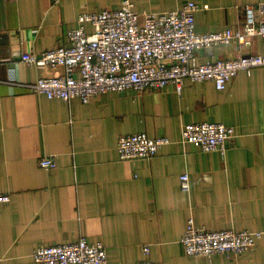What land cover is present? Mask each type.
Listing matches in <instances>:
<instances>
[{
	"label": "crops",
	"instance_id": "1",
	"mask_svg": "<svg viewBox=\"0 0 264 264\" xmlns=\"http://www.w3.org/2000/svg\"><path fill=\"white\" fill-rule=\"evenodd\" d=\"M123 0H0V264H38L40 245L102 243L108 264H264V66L239 72L225 90L184 81L161 90L110 92L89 103L48 99L31 90L63 67L22 60L67 45L83 12L113 10ZM135 10L168 12L195 1L198 33L243 27L246 7L264 0H131ZM264 53L253 38L198 51L200 62ZM235 128L224 150L201 151L180 140L188 123ZM145 132L170 143L150 159L119 158L120 136ZM52 155L57 167L39 165ZM188 173L191 189L180 187ZM207 229L259 233L238 256L190 257L181 239L188 219ZM150 246V254L143 251Z\"/></svg>",
	"mask_w": 264,
	"mask_h": 264
},
{
	"label": "built area",
	"instance_id": "2",
	"mask_svg": "<svg viewBox=\"0 0 264 264\" xmlns=\"http://www.w3.org/2000/svg\"><path fill=\"white\" fill-rule=\"evenodd\" d=\"M195 1L168 12L135 10L131 0H123L113 10L83 12L78 26L67 32L68 44L43 51L25 53L23 62L37 67L64 68L56 77H39L29 85L31 90L48 99L67 102L79 98L84 103L110 92L161 90L174 85L181 91L185 80L212 81L218 90H225L241 71L248 75L264 66V53L239 55L231 59L200 62L198 51L239 42L248 46L253 38L264 39V3L246 7L243 27L198 33ZM235 136V128L223 123H188L181 128L180 140L209 152L224 150ZM171 141L166 136L150 137L145 132L120 136L119 158L124 161L150 159ZM39 165L51 170L57 167L52 155H44ZM183 191L191 189L188 173L180 175ZM11 195L0 191V204L9 203ZM249 230L207 229L188 219L181 244L190 257L212 258L216 255L238 256L255 246L256 236ZM150 254V246L143 247ZM38 264H108V253L102 243H91L81 237L74 243L40 245L32 252ZM136 264H161L146 258Z\"/></svg>",
	"mask_w": 264,
	"mask_h": 264
},
{
	"label": "rangeland",
	"instance_id": "3",
	"mask_svg": "<svg viewBox=\"0 0 264 264\" xmlns=\"http://www.w3.org/2000/svg\"><path fill=\"white\" fill-rule=\"evenodd\" d=\"M160 263V262H159Z\"/></svg>",
	"mask_w": 264,
	"mask_h": 264
}]
</instances>
